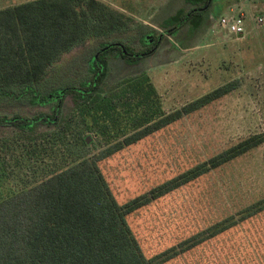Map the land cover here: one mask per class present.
<instances>
[{"label":"trees","instance_id":"1","mask_svg":"<svg viewBox=\"0 0 264 264\" xmlns=\"http://www.w3.org/2000/svg\"><path fill=\"white\" fill-rule=\"evenodd\" d=\"M187 1L192 6L168 17L163 33L141 36L140 50L105 40L128 30L135 18L102 0H28L0 8V97L47 108L32 115L0 114V126L16 131L0 148L11 154L0 155L5 170L0 180L17 184L8 193L0 188V264H164L264 211L263 198L240 211L238 219L219 220L151 257L129 221L152 202L257 148L264 133L124 203L102 170L112 155L238 87L236 81L226 83L166 112L143 69L111 81L112 62L139 66L165 34L174 36L185 25L198 30L216 0ZM92 39L103 41L88 61V78L44 93L39 87L48 70L65 52ZM68 97L74 106L70 114L65 113ZM88 132L97 142L88 144Z\"/></svg>","mask_w":264,"mask_h":264},{"label":"rangeland","instance_id":"2","mask_svg":"<svg viewBox=\"0 0 264 264\" xmlns=\"http://www.w3.org/2000/svg\"><path fill=\"white\" fill-rule=\"evenodd\" d=\"M23 1L0 0V8ZM102 1L135 18L128 30L105 40L129 43L136 50L142 48L143 34L160 33L168 17L192 6L187 0ZM239 12L264 17V0H216L198 23V30L185 25L176 36L166 35L157 51L139 66L112 62L110 78L114 83L143 69L166 112L226 83L238 84L229 94L104 160L102 170L119 202L264 133V21L252 23L242 39L217 24L221 15ZM101 41L92 39L65 52L39 88L46 93L87 79L88 61ZM46 110L25 100L0 97V114L32 115ZM73 110L68 97L65 113ZM48 130L51 128H41ZM15 134L12 127L0 126V148ZM86 135L90 143L97 142L95 133ZM0 155L9 158L11 154L1 150ZM4 171L0 166V175ZM1 187L8 193L17 184L0 180ZM263 198L264 143L138 210L129 221L146 256L151 257L219 220L238 219L240 211ZM164 264H264V211Z\"/></svg>","mask_w":264,"mask_h":264},{"label":"built area","instance_id":"3","mask_svg":"<svg viewBox=\"0 0 264 264\" xmlns=\"http://www.w3.org/2000/svg\"><path fill=\"white\" fill-rule=\"evenodd\" d=\"M264 21L263 16L254 17L249 16L245 12L239 13H225L218 19V25L222 31L234 35L237 39L246 37L252 23L259 25Z\"/></svg>","mask_w":264,"mask_h":264},{"label":"flooded vegetation","instance_id":"4","mask_svg":"<svg viewBox=\"0 0 264 264\" xmlns=\"http://www.w3.org/2000/svg\"><path fill=\"white\" fill-rule=\"evenodd\" d=\"M162 27V26H161ZM162 33L164 32V30H163V28H162V31H161ZM166 35H168V34H165V36ZM177 35V34H176ZM176 35H174V36H176ZM165 36L164 37H162L161 39H160V43H159V46L161 45V43L163 42V39L165 38ZM159 46H158V48H159ZM157 48V49H158ZM157 51V50H156Z\"/></svg>","mask_w":264,"mask_h":264},{"label":"water","instance_id":"5","mask_svg":"<svg viewBox=\"0 0 264 264\" xmlns=\"http://www.w3.org/2000/svg\"><path fill=\"white\" fill-rule=\"evenodd\" d=\"M90 136L87 137V142L90 143Z\"/></svg>","mask_w":264,"mask_h":264},{"label":"crops","instance_id":"6","mask_svg":"<svg viewBox=\"0 0 264 264\" xmlns=\"http://www.w3.org/2000/svg\"><path fill=\"white\" fill-rule=\"evenodd\" d=\"M25 1H28V0H25ZM25 1H23V2H25ZM19 3H22V2H19ZM19 3H16V4H19ZM12 5H15V4H12Z\"/></svg>","mask_w":264,"mask_h":264}]
</instances>
